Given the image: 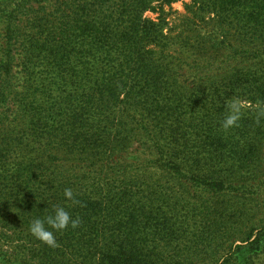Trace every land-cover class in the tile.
<instances>
[{"label": "trees", "instance_id": "obj_1", "mask_svg": "<svg viewBox=\"0 0 264 264\" xmlns=\"http://www.w3.org/2000/svg\"><path fill=\"white\" fill-rule=\"evenodd\" d=\"M179 1L0 8V264H248L264 0H188L169 26ZM232 102L250 105L225 130ZM56 206L80 223L53 248L28 228Z\"/></svg>", "mask_w": 264, "mask_h": 264}, {"label": "rangeland", "instance_id": "obj_2", "mask_svg": "<svg viewBox=\"0 0 264 264\" xmlns=\"http://www.w3.org/2000/svg\"><path fill=\"white\" fill-rule=\"evenodd\" d=\"M188 3H189L188 0H181L171 5L170 14L166 18V20L169 23V26H171L173 23H176L178 18H182V16L185 15L184 5ZM4 5H33L34 7H42V10H38L37 8L34 9L37 10L39 16L45 17L50 11H55L53 10V8L56 5H62V0H0V8H2ZM165 13L168 14L167 8H165ZM145 17H148L152 20H156V18L158 17V13H153V14L146 13ZM249 105L250 104L248 103H240V106L242 107H247ZM259 159H261L264 162V145H263V149L260 151ZM253 184L254 187L250 193L252 195L241 196L244 198L242 201L243 203L246 204L245 207L247 210L244 212V214H242V216L245 217V221L243 222L240 228H237L235 230V233L237 235H240V233L243 231L242 230L243 226L244 227L248 226V224L245 223L249 221V219L264 220V178L263 179L258 178V180H256ZM251 228L253 229L252 232L250 230ZM249 234H250V239L248 241L246 242L236 241L232 245V249L236 251V248L234 247L237 245H241L242 247L246 248L243 250V257L247 259L248 264L249 263L264 264V244L260 248H258V246L253 242V240H256L264 236V221L248 228L247 235ZM247 235L245 237H247ZM241 252L238 255H234V256L228 255V258L224 261V258L227 256V253H229V251L226 250L221 254V257L218 259L217 264H221L223 261H224L223 264H230V263H226V261L228 259L230 260V258L234 259L235 256H238L239 257L238 260H239L242 257ZM205 264H216V263L213 261H206Z\"/></svg>", "mask_w": 264, "mask_h": 264}, {"label": "clouds", "instance_id": "obj_3", "mask_svg": "<svg viewBox=\"0 0 264 264\" xmlns=\"http://www.w3.org/2000/svg\"><path fill=\"white\" fill-rule=\"evenodd\" d=\"M240 118L241 106L238 102H232L229 105L228 114L222 121V127L225 130L230 129L237 125ZM63 195L66 200L75 203L74 194L70 188L65 189ZM79 223V219L73 218L65 207L56 206L51 215H47L44 218L37 217L32 219L28 230L35 239L49 247L55 248L58 246L56 234L63 232L69 227L75 229Z\"/></svg>", "mask_w": 264, "mask_h": 264}]
</instances>
